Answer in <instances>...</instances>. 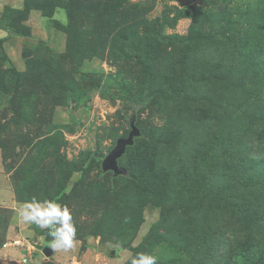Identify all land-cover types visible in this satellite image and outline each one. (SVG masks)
<instances>
[{"label": "rangeland", "instance_id": "rangeland-1", "mask_svg": "<svg viewBox=\"0 0 264 264\" xmlns=\"http://www.w3.org/2000/svg\"><path fill=\"white\" fill-rule=\"evenodd\" d=\"M32 199L69 209L74 250L20 222ZM114 246L264 264V0H0V264Z\"/></svg>", "mask_w": 264, "mask_h": 264}, {"label": "clouds", "instance_id": "clouds-1", "mask_svg": "<svg viewBox=\"0 0 264 264\" xmlns=\"http://www.w3.org/2000/svg\"><path fill=\"white\" fill-rule=\"evenodd\" d=\"M18 217L25 225H35L46 230L48 247L53 252H70L78 243L77 230L71 212L53 200L39 201L32 199L18 209ZM118 264H158V257L152 254L133 255L125 249L114 246Z\"/></svg>", "mask_w": 264, "mask_h": 264}, {"label": "water", "instance_id": "water-1", "mask_svg": "<svg viewBox=\"0 0 264 264\" xmlns=\"http://www.w3.org/2000/svg\"><path fill=\"white\" fill-rule=\"evenodd\" d=\"M181 6H185L190 3V0H176ZM135 115L130 120V131L126 137L118 138L115 145L105 155L101 161V168L104 171H111L113 175L125 174L126 169L117 164L116 158L120 157L127 146L132 145L134 137L138 136L140 131L134 124ZM115 252L113 251V254Z\"/></svg>", "mask_w": 264, "mask_h": 264}, {"label": "trees", "instance_id": "trees-1", "mask_svg": "<svg viewBox=\"0 0 264 264\" xmlns=\"http://www.w3.org/2000/svg\"><path fill=\"white\" fill-rule=\"evenodd\" d=\"M182 15H181V17H184V16H186V14L185 13H181Z\"/></svg>", "mask_w": 264, "mask_h": 264}]
</instances>
